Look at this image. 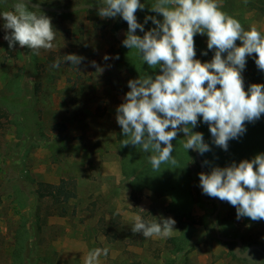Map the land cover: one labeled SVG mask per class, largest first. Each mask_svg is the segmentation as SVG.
I'll list each match as a JSON object with an SVG mask.
<instances>
[{
	"label": "rangeland",
	"instance_id": "1",
	"mask_svg": "<svg viewBox=\"0 0 264 264\" xmlns=\"http://www.w3.org/2000/svg\"><path fill=\"white\" fill-rule=\"evenodd\" d=\"M30 1L71 8L94 0ZM97 2L103 5V0ZM16 3L0 0V14L14 11ZM140 3L145 7L135 15L148 31L155 25L151 20L145 23V17L162 20V16L151 10L152 0ZM219 3L245 30L255 25L264 35V0ZM29 10L51 18L55 48L33 54L17 43L10 49L4 36L11 30L4 29L0 17V108L7 114L0 121V264L15 263L20 238H25L23 264H83L84 255L98 247L109 249L107 256L99 258L100 264H246L217 239L214 228L206 229L215 209L198 200L197 166L192 164L194 204L189 221L175 219L168 210V197L148 190L133 193L121 173L116 109L130 91L127 82L134 78L115 52L128 31L126 21L119 15L94 16L86 9L69 13ZM117 25L122 27L115 32ZM136 34L144 33L137 29ZM194 44L195 58L210 61L214 51L207 48V36L195 35ZM68 54L84 59L74 66L64 60ZM57 61L59 67H53ZM34 65L39 66L37 70ZM256 68L253 54L246 58L241 73L244 82ZM62 179L74 183L76 197L66 204V215L60 216L58 209L38 200L36 186ZM21 194L27 197L23 208L16 200ZM134 214L146 222L171 217L176 231L168 238H144L132 232ZM214 220L220 235L239 239L240 248L255 244L264 248V220L237 219L222 204ZM182 223L191 227L185 229ZM182 235L185 248L172 252L173 238ZM253 259L262 264L260 255Z\"/></svg>",
	"mask_w": 264,
	"mask_h": 264
},
{
	"label": "clouds",
	"instance_id": "2",
	"mask_svg": "<svg viewBox=\"0 0 264 264\" xmlns=\"http://www.w3.org/2000/svg\"><path fill=\"white\" fill-rule=\"evenodd\" d=\"M144 7L140 0H103L98 12L102 18L122 17L128 28L123 46L137 50L149 68L160 69L159 74L127 82L130 91L116 109V121L127 137L122 145H140L146 153L151 150L153 170L166 162L175 165L172 141L180 132L186 135V150L201 155L211 150L202 133L190 130L202 118L213 143L227 150L230 140L244 134L246 122H255L264 114V84H251L245 91L241 75L246 58L253 54L256 66L264 71V35L255 25L245 30L238 19L221 10L219 0H155L151 10L162 20L146 16L145 23L151 20L155 25L148 31L135 15ZM30 8L25 0H17L14 11L0 14L4 29L11 30L4 36L9 48L18 43L33 54L54 49L56 31L51 18ZM137 29L143 36L134 34ZM197 34L206 35L207 48L214 51L208 62L195 58ZM83 59L75 54L64 56L74 66ZM53 67L58 68L59 61ZM199 182L203 194L235 207L237 219L264 220V153L226 167L213 166L210 172L199 173ZM132 218V232L144 238H168L176 231L171 217H155L150 222L139 214ZM108 253L106 247L95 248L84 255L83 264H100L99 258ZM236 253L246 264H257L250 252L245 255L237 249Z\"/></svg>",
	"mask_w": 264,
	"mask_h": 264
},
{
	"label": "trees",
	"instance_id": "3",
	"mask_svg": "<svg viewBox=\"0 0 264 264\" xmlns=\"http://www.w3.org/2000/svg\"><path fill=\"white\" fill-rule=\"evenodd\" d=\"M7 3V0H3ZM98 0H94L89 5H98ZM154 0H152V4ZM89 14L97 16L99 11L86 10ZM126 22H124L125 24ZM126 25V24H125ZM122 25H117L113 31L120 30ZM127 34V33H126ZM126 38V36H125ZM118 59L125 65L134 79L143 77L145 75L159 74V70L149 68L146 63L142 60L140 54L135 49H128L123 44L120 45L118 51L115 52ZM54 61V60H53ZM34 64V63H32ZM36 70L38 65H34ZM247 82H244L245 91H247L251 84H264V71L256 68L247 75ZM219 87V86H217ZM7 117L6 112L0 108V121ZM243 135L237 139H232L228 142L227 150L221 149L219 146L213 143V138L209 132L208 125L199 120L196 127L191 128L193 132H200L203 134L204 142L210 147V151L199 154L203 163L204 173L210 172L213 166L226 167L233 162L239 163L243 159L251 160L255 155L264 153V114L261 115L260 119L255 122H246ZM117 153L120 157L121 173L126 178L128 185L133 193H142V190H148L158 196H166L170 202L168 210L175 219L178 221L184 220L189 221L192 219L190 215L191 207L194 204V197L192 193V164L199 166L196 162L193 152L186 150L183 147L184 136L180 132L176 138L172 141L174 150L172 157L176 160V164L173 165L170 162L162 163L158 170H153L149 157L153 154L151 150L144 152L140 145L134 146L128 144L127 146L122 145V140L127 139L122 134V130L117 133ZM163 147V145H162ZM204 161H208L207 164ZM36 197L39 201H46L52 207L59 210L60 216L66 215L65 206L76 197L74 183L70 180L62 179L57 184L51 183H38ZM208 197V196H207ZM218 199V198H217ZM17 203L20 208L27 205V197L24 194L16 195ZM198 200L202 202L200 196ZM219 200V199H218ZM220 201V200H219ZM226 205V208L232 210L236 214V209L226 201H220V205ZM208 206H212L216 209V203H206ZM246 219L251 220L248 217ZM39 220V217H38ZM183 228L189 229L190 224H181ZM206 229L214 228V223L210 219L208 224H205ZM25 238L17 239L16 241V253L14 257V264H23L22 251L24 250ZM173 244H176L172 252H180L185 248L186 238L181 236L173 238ZM225 246L231 248V253L234 257L232 247L235 242H223ZM256 245V244H255ZM242 245L241 252L245 251L247 247ZM262 252L253 250L250 253L252 258H255L256 254L262 257V264H264V248L260 247ZM245 261L243 259H240ZM246 262V261H245Z\"/></svg>",
	"mask_w": 264,
	"mask_h": 264
},
{
	"label": "water",
	"instance_id": "4",
	"mask_svg": "<svg viewBox=\"0 0 264 264\" xmlns=\"http://www.w3.org/2000/svg\"><path fill=\"white\" fill-rule=\"evenodd\" d=\"M25 2L29 3V6L35 8V9L43 10V11L50 12V13H69V12L78 11V10H82V9L91 10V11H99V8L101 7V5L81 4L78 6L71 7V8H53V7H47V6L36 4L30 0H25ZM134 34H136V32ZM183 136H184V138H186V135L184 133H183ZM191 151L193 152L195 159H196V162L199 166V173L203 172L204 171L203 163H202V160H201L199 153L194 149H191ZM198 192H199V196H200L202 201H204L206 203H213V202L216 203V209H215V211L211 217V220L214 223L215 235H216L217 239L220 240L221 242H225V243L226 242H235V245L233 247V253L235 254L236 257L240 258L238 256V254L236 253V250L240 248L241 241L239 239H232V238L221 236L219 233L218 227L215 225L214 218H215L218 210L220 209V201L217 198L206 197L202 192V188L200 187V182L198 184ZM253 250L262 252V249L259 246L251 245V246L246 248L245 255L247 254V252H251Z\"/></svg>",
	"mask_w": 264,
	"mask_h": 264
},
{
	"label": "flooded vegetation",
	"instance_id": "5",
	"mask_svg": "<svg viewBox=\"0 0 264 264\" xmlns=\"http://www.w3.org/2000/svg\"><path fill=\"white\" fill-rule=\"evenodd\" d=\"M240 249V248H239Z\"/></svg>",
	"mask_w": 264,
	"mask_h": 264
}]
</instances>
